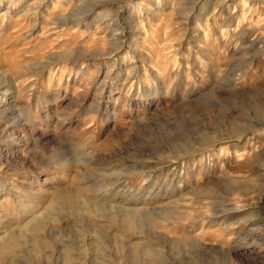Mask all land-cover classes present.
Returning a JSON list of instances; mask_svg holds the SVG:
<instances>
[{"label": "rangeland", "instance_id": "1", "mask_svg": "<svg viewBox=\"0 0 264 264\" xmlns=\"http://www.w3.org/2000/svg\"><path fill=\"white\" fill-rule=\"evenodd\" d=\"M19 232L1 264H264V0H0Z\"/></svg>", "mask_w": 264, "mask_h": 264}, {"label": "bare ground", "instance_id": "2", "mask_svg": "<svg viewBox=\"0 0 264 264\" xmlns=\"http://www.w3.org/2000/svg\"><path fill=\"white\" fill-rule=\"evenodd\" d=\"M57 18V17H56ZM58 19V18H57ZM63 23H64V21H63ZM2 80V79H1ZM116 193V192H115ZM73 197H74V194H73ZM55 198H56V202L57 203H59L60 202V204H64L66 201H69L70 199H71V194H69V193H60L59 191H56V193H55ZM89 198V197H88ZM88 201V200H87ZM86 201V202H87ZM64 202V203H63ZM122 207H124V206H122ZM87 208V207H86ZM100 208V207H99ZM117 208H119V207H117ZM232 208V207H231ZM66 209V208H65ZM103 209V208H102ZM102 209H101V211L100 212H102ZM119 209H121V208H119ZM118 209V210H119ZM123 209V208H122ZM124 210V209H123ZM96 211H98V210H96ZM122 211V210H121ZM126 211H128V210H126ZM92 212V211H91ZM93 212H95V211H93ZM136 212V211H135ZM167 212V214L166 215H169V213H168V211H166ZM97 213H99V211L97 212ZM95 214L96 216H103V217H105V220H106V222L107 223H109L110 225H117V227L118 228H120L121 226H123V224L126 222V220H130L131 219V217H132V219L134 218V212L133 211H129V212H121L122 214H121V216H120V214H119V216H118V214H116L117 212H115V213H112V212H109L107 215L106 214H103L102 213V215H100V214ZM162 214V213H161ZM116 217H118L117 219H116ZM139 217V216H138ZM162 219H166L167 220V217H163V216H160ZM159 217V218H160ZM169 217V216H168ZM129 222V221H128ZM96 224V223H95ZM126 224V223H125ZM97 227H99V226H97ZM119 230H121V228L119 229ZM22 236V234L19 232V234L17 235V236H15V235H11V236H8V238L6 237H0V264L2 263V261H9L10 260V254L12 253V255H13V252L12 251H14L15 252V250L14 249H16V248H13V246L14 247H17V248H19L18 246L20 245V244H22L21 242H20V239L18 238L19 236ZM29 237V236H28ZM246 237H247V235H246ZM32 238V237H31ZM30 238V239H31ZM263 242H264V240H262ZM31 243H32V245H31V247H32V249L36 252V253H40L41 252V250H40V248H38L37 247V245H38V243H37V240L36 239H34V238H32V240H31ZM262 243V242H261ZM195 244V243H194ZM21 249H19V251H20ZM31 250V249H30ZM18 251V250H17ZM32 253V252H31ZM15 255V254H14ZM36 255V254H35ZM12 258H13V256H12ZM17 260V259H16ZM14 261V260H13ZM5 263V262H4ZM15 264H16V262H14Z\"/></svg>", "mask_w": 264, "mask_h": 264}]
</instances>
